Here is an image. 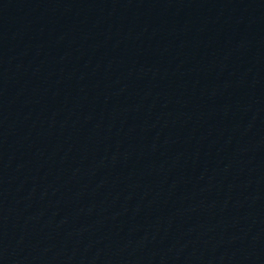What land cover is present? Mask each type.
<instances>
[{"label":"water","instance_id":"obj_1","mask_svg":"<svg viewBox=\"0 0 264 264\" xmlns=\"http://www.w3.org/2000/svg\"><path fill=\"white\" fill-rule=\"evenodd\" d=\"M198 0H0V75Z\"/></svg>","mask_w":264,"mask_h":264}]
</instances>
